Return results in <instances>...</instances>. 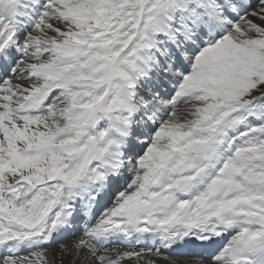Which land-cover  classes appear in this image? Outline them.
Returning a JSON list of instances; mask_svg holds the SVG:
<instances>
[{
	"label": "snow or ice",
	"instance_id": "obj_1",
	"mask_svg": "<svg viewBox=\"0 0 264 264\" xmlns=\"http://www.w3.org/2000/svg\"><path fill=\"white\" fill-rule=\"evenodd\" d=\"M0 264H264V0H0Z\"/></svg>",
	"mask_w": 264,
	"mask_h": 264
}]
</instances>
